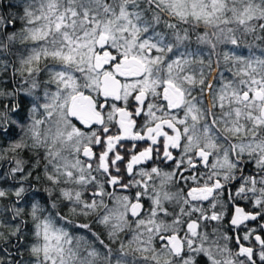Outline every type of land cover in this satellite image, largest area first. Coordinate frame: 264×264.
Wrapping results in <instances>:
<instances>
[{
	"label": "snow or ice",
	"instance_id": "obj_1",
	"mask_svg": "<svg viewBox=\"0 0 264 264\" xmlns=\"http://www.w3.org/2000/svg\"><path fill=\"white\" fill-rule=\"evenodd\" d=\"M0 264H264V0H0Z\"/></svg>",
	"mask_w": 264,
	"mask_h": 264
}]
</instances>
